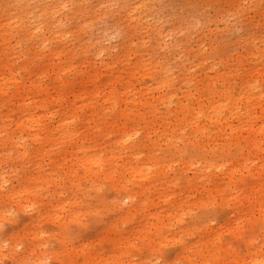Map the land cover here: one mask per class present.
Returning <instances> with one entry per match:
<instances>
[{
    "label": "rangeland",
    "instance_id": "obj_1",
    "mask_svg": "<svg viewBox=\"0 0 264 264\" xmlns=\"http://www.w3.org/2000/svg\"><path fill=\"white\" fill-rule=\"evenodd\" d=\"M21 1L0 0V15ZM139 1L147 6L137 21L133 5ZM23 3V17L43 26L48 41L20 29L13 37L11 56L29 87L23 94L35 100L30 112L51 122L74 100L52 70L58 60L52 52L60 50L62 77L90 92L93 106L79 112L76 126H88L98 139L85 141L89 149L119 165L132 151L130 145L119 151L117 132L138 127V110L165 123L156 131L142 122L134 134L135 150L145 160L155 158V171L145 179L118 171L90 179L80 161L81 140L38 148L39 140L4 141L0 129V264H24L20 255L28 264H264V0ZM56 25L73 32L69 41L53 37L61 29ZM95 70L101 87L110 83L112 95L123 92L102 109L104 119L117 123L107 138L94 126L109 86L94 94ZM39 78L47 93L31 88ZM163 78L172 81L168 91L158 87ZM126 87L135 88L126 93ZM42 99L53 115L37 105ZM18 101L0 93V125L5 118L16 128ZM200 103L205 113L220 107L196 117ZM126 105L131 118L119 130ZM33 132L26 127L21 133ZM209 158L213 164L205 166ZM128 192L136 194L129 212ZM15 240L21 242L14 255L9 245Z\"/></svg>",
    "mask_w": 264,
    "mask_h": 264
},
{
    "label": "bare ground",
    "instance_id": "obj_2",
    "mask_svg": "<svg viewBox=\"0 0 264 264\" xmlns=\"http://www.w3.org/2000/svg\"><path fill=\"white\" fill-rule=\"evenodd\" d=\"M18 1H21V0H18ZM23 2L24 0H22L21 2H17L14 11L3 13L0 15V93L7 94L11 98L18 97L19 98L18 106L21 112V115L15 120L16 128L14 129H11L10 127V123L12 120L7 122V119L5 118L2 119L3 124L0 125V129L2 132L1 136H3L4 141L14 140L16 142H21L22 144H24L27 139L39 140L40 145L38 146V148H40L41 146H43V144H45V142L50 143V144L51 143L52 144L62 143L64 145H67V144L75 143L78 140H81L78 150L81 151L83 154L80 157V161L84 167L85 174L87 176H90V179H93L92 173L100 174L101 172H104L108 177H112L113 175H115L114 173L116 171H118L119 174L121 175L125 173H129L131 175H139L144 179L148 178L151 175V173L155 171V168H156L155 163L152 164L150 162L152 160H155V158L153 159L152 156H149L150 158L145 160L143 159V155H142L143 151L135 150L134 134L137 133L142 122H145L146 126H148L149 123H152L151 126L156 131L165 122L163 123V121H160L158 119H152V118L146 119L145 112L138 110L136 112V116L138 118L135 119L136 125L138 127L134 126V130L131 132H128V129H123V127H127L129 119L131 118L129 117V111H128L129 108H127V105H126L124 108H122V111L120 112V115H121L120 120H121L122 125L118 126L119 130L123 129V131L117 132L115 142H116V146L119 147L120 152H122V149L127 147V145L131 146L132 153H131L130 159L125 160L123 163L119 165H113V162L111 159L109 160L104 159L102 153L89 149L87 145L85 144V141L91 138L95 144H98L99 143L97 141L98 139H95V136L91 135L88 132V126L84 125L83 126L84 128L82 129L77 128L76 126L82 120V118H80L79 112L85 109V106L87 105L93 106V104H91L92 102L89 96L90 92H89V89L83 85L75 89L73 85V80H67L64 77H62L61 74L64 72L66 65H64L63 63L60 50H54L52 52V55L54 57L55 56L58 57L57 61L52 62V67H53L52 70L56 73L57 75L56 78L58 82L59 81L61 82L62 89L63 90L68 89L73 92L74 100L72 101L71 104L65 107L67 110L66 109L58 110L57 119L56 120L54 119L51 122H45L43 119V114H37L35 112L29 111L31 109L30 108L31 102L35 100H28L30 96L29 95L24 96L23 94V92L26 93V91L29 90V87L25 83L26 82L25 80L20 79L17 68L15 67V63H14L15 59L13 58V56H11V54L17 47V41L13 42V37L17 34V32L20 29L21 31L25 32L26 35L29 34V35H33L34 37H37L38 39L41 38L39 43H44L45 45V44H48V41H46L47 37L45 39L41 37L45 34V30L43 26L38 25V24H32L29 18L25 19L23 17V10L25 7V4ZM18 4H20V6L17 7ZM109 5H112V3H109ZM66 6H67V1L64 2L61 7H66ZM146 6H147L146 3H143L141 1L133 5L134 11L139 12L138 15H136L135 17L137 21L142 18L143 16L142 11L146 9ZM46 12L47 11H43L42 13L44 14ZM41 14L39 15V18L42 17ZM27 20L29 21L28 23H26ZM56 27H60L61 29L52 31V33H55L53 37H57L64 43L69 41V39L73 35V32L69 29L63 28L58 25H56ZM52 33L50 34L52 35ZM53 37H50V39H53ZM70 63H73V61ZM138 64L139 66L146 65L144 60H140ZM24 68H26V66H24ZM29 73H31V71H29ZM136 73H138V71L133 72L131 76L135 77ZM96 74H97V71L95 70V74L91 77L93 82L96 84L95 85L96 89L94 90V94L100 93L102 89L106 91L107 90L106 88L108 86H109V89L105 93L103 103H100V107H98V110H95L97 113H100L99 114L100 117L98 120H96L94 127L104 130L105 131L104 133L107 138L111 135V132H112V129H110L109 127L114 126L116 123V120L111 122V121H108L107 119H104L102 117L103 116L102 109L104 110V107L107 106V104L115 103L116 101H118V98L122 96L123 92L119 90L118 92H114V95H112V91L115 90L113 89L114 87H112L113 85L109 83L108 85L101 87L100 84L96 83L98 81V77H96ZM39 80L40 78L38 79V82L32 81L31 88L35 87L36 93H40V94L47 93L48 86H45ZM157 83H158V87H163L164 89L168 91L172 81L169 78H163L161 80H158ZM12 87H13V93H9L11 92ZM134 88L126 87V90L124 92L127 93L130 91H133ZM165 93L166 91L163 94L164 95L168 94V93L167 94ZM78 97L83 100V103H80L79 105H77L75 101V99H77ZM134 98L135 97H133V99ZM45 102L46 101L42 99L41 102L37 105H40L41 107L46 108L48 112L53 115V111L46 106ZM219 107H220L219 105H214L211 109H209L208 112L205 113L204 111L201 110L202 105L200 103L196 106V108L198 109L196 110V113H198L196 117L201 116V115L207 116L208 114L211 116L215 114L216 112H218ZM184 116L185 115L183 113V116L181 117L180 120H183ZM54 121H56V124L52 125ZM86 121L90 123V119H87ZM191 122L195 123L197 122V120H192ZM26 127H29L34 130L31 136L25 137L21 133L22 130L25 129ZM17 129H18V132L20 133L17 132ZM41 133H43V135H41ZM105 146L106 145H104L101 150H103V148L105 149L106 148ZM23 155L26 156V151H23ZM109 158H112V159L115 158L113 151L111 152V156ZM212 164H213L212 158L206 159L205 166H209ZM21 189L24 191H27L29 188L27 186H23ZM7 193L13 196L14 195L20 196L19 194L20 190L18 191V190L10 189L7 191ZM135 195H136L135 193L128 192L124 197L125 200H128L130 202L128 212L131 209ZM16 240L12 244L9 245V249H11L12 251L11 253L16 252L21 242V240H18V241ZM2 245L3 244H0V250L3 249ZM124 247L125 245L121 244L120 249H119L120 255L125 252ZM15 254H19V253H14V255ZM18 258H21L22 261L25 260L24 264H28L26 262V258L24 257V255H20Z\"/></svg>",
    "mask_w": 264,
    "mask_h": 264
}]
</instances>
